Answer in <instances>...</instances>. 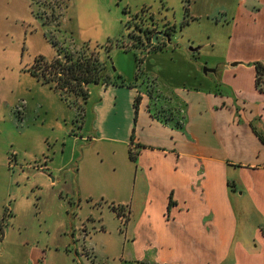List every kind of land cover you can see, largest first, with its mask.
<instances>
[{
  "label": "rangeland",
  "instance_id": "1",
  "mask_svg": "<svg viewBox=\"0 0 264 264\" xmlns=\"http://www.w3.org/2000/svg\"><path fill=\"white\" fill-rule=\"evenodd\" d=\"M235 2L0 0V264H26L31 245L64 239L67 219L74 228L67 226V235L79 236V245L87 237L96 250L87 264H142L122 262L127 213L120 201L128 196L134 166L126 147L105 130L106 102L98 93L113 83L89 82L85 99L65 100L30 74L36 58L92 50L118 85H149L168 95L180 86L212 91L219 79H234L247 98H257L252 66L228 59L264 55L257 39L230 46L232 23L225 19ZM152 30L164 33L157 46L149 42ZM20 101L21 117L13 111ZM241 220L252 233L260 218L250 211Z\"/></svg>",
  "mask_w": 264,
  "mask_h": 264
},
{
  "label": "crops",
  "instance_id": "2",
  "mask_svg": "<svg viewBox=\"0 0 264 264\" xmlns=\"http://www.w3.org/2000/svg\"><path fill=\"white\" fill-rule=\"evenodd\" d=\"M225 21L232 23L230 46L257 39L264 51V0H236ZM228 59L251 66L264 55ZM225 69L236 75L231 63ZM250 70L257 98H247L234 79H219L212 91L180 86L168 95L135 83L99 90L108 138L134 157L133 182L120 201L127 213L122 262L264 264V93ZM71 208L69 202L65 215ZM250 211L260 220L246 233L241 216ZM67 226L68 219L61 241L31 245L26 264H87L85 257L96 256L88 238L79 245Z\"/></svg>",
  "mask_w": 264,
  "mask_h": 264
},
{
  "label": "trees",
  "instance_id": "3",
  "mask_svg": "<svg viewBox=\"0 0 264 264\" xmlns=\"http://www.w3.org/2000/svg\"><path fill=\"white\" fill-rule=\"evenodd\" d=\"M104 65L105 62L100 60L97 52L82 49L75 52V55L71 51H65L61 56L57 54L50 61L38 57L28 70L31 75L42 83L51 84L61 98L66 100L69 95H73L85 99L88 96L86 85L89 82L101 84L116 83L105 73ZM251 66L254 70V87L258 92L264 93V61H253ZM120 85H122V82H120ZM138 99V97L134 99L133 123H135L136 119ZM128 157L131 160L134 159L131 150H128ZM111 208L118 210L114 206H111ZM125 219L127 220V216Z\"/></svg>",
  "mask_w": 264,
  "mask_h": 264
},
{
  "label": "built area",
  "instance_id": "4",
  "mask_svg": "<svg viewBox=\"0 0 264 264\" xmlns=\"http://www.w3.org/2000/svg\"><path fill=\"white\" fill-rule=\"evenodd\" d=\"M13 111L15 113L19 114L20 117H21V115H22L21 112L24 111V103H23V101H20V103L17 106L13 107Z\"/></svg>",
  "mask_w": 264,
  "mask_h": 264
},
{
  "label": "flooded vegetation",
  "instance_id": "5",
  "mask_svg": "<svg viewBox=\"0 0 264 264\" xmlns=\"http://www.w3.org/2000/svg\"><path fill=\"white\" fill-rule=\"evenodd\" d=\"M142 30V29H141ZM150 33H153V34H157L156 36H153V34H151V37H150V39H149V42L152 44V45H154V46H157V44L155 43H152L151 42V40H156V38H157V36H160V37H162V36H164V33H159L158 31H156V30H152V31H150Z\"/></svg>",
  "mask_w": 264,
  "mask_h": 264
},
{
  "label": "water",
  "instance_id": "6",
  "mask_svg": "<svg viewBox=\"0 0 264 264\" xmlns=\"http://www.w3.org/2000/svg\"><path fill=\"white\" fill-rule=\"evenodd\" d=\"M156 35H157V34H153V36H156ZM152 41H153V43H156V40L153 39Z\"/></svg>",
  "mask_w": 264,
  "mask_h": 264
}]
</instances>
